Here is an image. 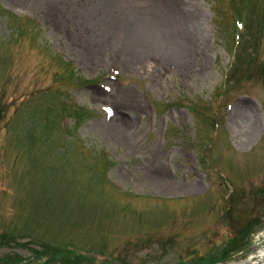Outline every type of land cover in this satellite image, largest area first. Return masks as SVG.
I'll return each mask as SVG.
<instances>
[{
	"label": "rangeland",
	"instance_id": "obj_1",
	"mask_svg": "<svg viewBox=\"0 0 264 264\" xmlns=\"http://www.w3.org/2000/svg\"><path fill=\"white\" fill-rule=\"evenodd\" d=\"M185 1L203 40L179 69L145 46L92 53L46 4L0 0V264L264 249V0Z\"/></svg>",
	"mask_w": 264,
	"mask_h": 264
},
{
	"label": "bare ground",
	"instance_id": "obj_2",
	"mask_svg": "<svg viewBox=\"0 0 264 264\" xmlns=\"http://www.w3.org/2000/svg\"><path fill=\"white\" fill-rule=\"evenodd\" d=\"M46 1V2H45ZM46 4L55 24H68L70 36L83 48L96 52L119 49L141 58V46L160 51L179 69L193 63L198 53L201 14L185 0H33ZM43 8V7H42ZM123 42L126 45H123ZM138 48L136 49V47ZM109 47V48H108ZM100 50V51H101ZM139 50V51H138ZM89 51V53H90ZM102 51V52H103ZM121 129L127 126L120 123ZM264 261V249L245 264Z\"/></svg>",
	"mask_w": 264,
	"mask_h": 264
},
{
	"label": "trees",
	"instance_id": "obj_3",
	"mask_svg": "<svg viewBox=\"0 0 264 264\" xmlns=\"http://www.w3.org/2000/svg\"><path fill=\"white\" fill-rule=\"evenodd\" d=\"M79 256L85 257V256H83V255H79Z\"/></svg>",
	"mask_w": 264,
	"mask_h": 264
}]
</instances>
